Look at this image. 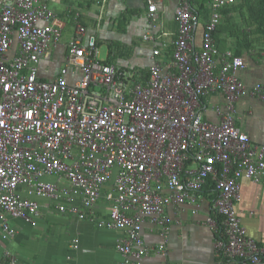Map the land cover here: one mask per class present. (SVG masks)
I'll use <instances>...</instances> for the list:
<instances>
[{
	"label": "built area",
	"instance_id": "built-area-1",
	"mask_svg": "<svg viewBox=\"0 0 264 264\" xmlns=\"http://www.w3.org/2000/svg\"><path fill=\"white\" fill-rule=\"evenodd\" d=\"M231 1L212 0L196 48L198 13L191 0H179L172 56L161 61L153 45L141 82L99 58L96 36L86 34L78 14L59 74L39 78V60L60 40L62 24L49 0H0V248L16 234L13 219L35 224L45 199L59 213L124 231L116 243L123 264H142L151 250L166 251L164 243L144 241V224L167 234L166 207L194 205L196 213L210 182L213 214L205 220L221 230L216 263L264 264V242L248 234L235 206L241 178L264 182V144L234 121L237 100L247 92L262 97V87L247 90L237 76L243 57L219 52L213 37ZM156 7L149 0L151 16ZM214 92L225 103L214 107L218 121L211 122L202 99ZM106 186L99 207L107 214L99 215ZM72 242L77 247L78 237Z\"/></svg>",
	"mask_w": 264,
	"mask_h": 264
},
{
	"label": "crops",
	"instance_id": "crops-1",
	"mask_svg": "<svg viewBox=\"0 0 264 264\" xmlns=\"http://www.w3.org/2000/svg\"><path fill=\"white\" fill-rule=\"evenodd\" d=\"M152 1L157 7L151 16L149 0H49L51 9L62 24V34L60 40L40 58L39 78L52 80L59 74L68 43L75 32L74 17L78 14L86 34L96 36L98 47L101 43L106 45V55L102 60L126 72L130 80L145 82L153 61V45L160 49L158 59L170 60L179 29L175 19L179 0ZM235 1L223 4L221 19L215 31L223 23L222 10ZM191 5L199 19L193 43L196 48H200L205 24L212 14V0H191ZM234 29L225 25L221 29L222 33L219 31L217 35L213 32L218 51L241 55L245 67L237 71L238 78L247 90L260 84L263 94L262 97L250 92L242 95L236 102L234 121L248 133L253 143L264 144V47L258 43L248 48L237 47V40L231 34ZM147 34L153 39H146ZM128 62L132 63L131 67H128ZM79 76V71L67 74L69 82H75ZM202 101L204 119L218 121L214 107L225 103L224 94L210 93ZM239 183L240 198L235 206L241 223L249 235L264 242V182L241 178ZM207 185L212 186L207 182L203 189ZM108 188H104L98 201L99 215L107 214L99 205L106 204L104 195ZM203 189L201 198L196 202V213L192 212L194 205L166 207L171 219L167 234L162 235L157 227L144 224V241L153 247L164 243L166 251L161 253L151 250L142 258V264H217L214 246L216 230L205 220L212 214L214 192ZM40 203V214L35 224L20 218L13 219L17 231L12 239L2 242L0 264L9 262L4 257L5 253L13 256L17 264H123L124 258L117 250L116 243L124 231L98 227L94 222L81 219L72 212L59 213L45 199H40ZM75 237H78L77 247L72 246Z\"/></svg>",
	"mask_w": 264,
	"mask_h": 264
},
{
	"label": "trees",
	"instance_id": "trees-1",
	"mask_svg": "<svg viewBox=\"0 0 264 264\" xmlns=\"http://www.w3.org/2000/svg\"><path fill=\"white\" fill-rule=\"evenodd\" d=\"M222 15L223 23L219 25L215 34L218 35L219 31L222 33L224 29H221L225 25H230L231 28H235L231 34L237 40V47L248 48L254 43L264 47V0H236L234 4L222 10ZM212 189V186L207 185L203 190ZM220 231V228L216 230V238L219 237Z\"/></svg>",
	"mask_w": 264,
	"mask_h": 264
},
{
	"label": "rangeland",
	"instance_id": "rangeland-1",
	"mask_svg": "<svg viewBox=\"0 0 264 264\" xmlns=\"http://www.w3.org/2000/svg\"><path fill=\"white\" fill-rule=\"evenodd\" d=\"M106 51H107V47H106V45L104 44V43H101L100 45H99V57H100V59L102 60V59H104L105 58V55H106ZM128 56V55H127ZM126 56V57H127ZM128 58V57H127ZM130 61V60H129ZM132 63H129L128 62V67H131L132 65H131Z\"/></svg>",
	"mask_w": 264,
	"mask_h": 264
}]
</instances>
